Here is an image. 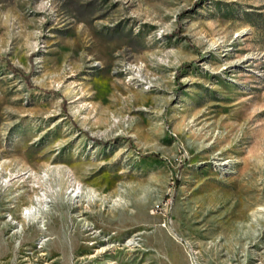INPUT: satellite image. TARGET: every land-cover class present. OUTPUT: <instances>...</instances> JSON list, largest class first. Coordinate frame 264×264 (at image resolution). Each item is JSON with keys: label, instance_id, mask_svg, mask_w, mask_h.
Segmentation results:
<instances>
[{"label": "rangeland", "instance_id": "rangeland-1", "mask_svg": "<svg viewBox=\"0 0 264 264\" xmlns=\"http://www.w3.org/2000/svg\"><path fill=\"white\" fill-rule=\"evenodd\" d=\"M165 214L264 264V0H0V264H163Z\"/></svg>", "mask_w": 264, "mask_h": 264}, {"label": "crops", "instance_id": "crops-1", "mask_svg": "<svg viewBox=\"0 0 264 264\" xmlns=\"http://www.w3.org/2000/svg\"><path fill=\"white\" fill-rule=\"evenodd\" d=\"M177 244V250L168 247L164 252L163 264H191L182 244Z\"/></svg>", "mask_w": 264, "mask_h": 264}, {"label": "built area", "instance_id": "built-area-1", "mask_svg": "<svg viewBox=\"0 0 264 264\" xmlns=\"http://www.w3.org/2000/svg\"><path fill=\"white\" fill-rule=\"evenodd\" d=\"M162 207L161 206H156L155 208L152 209V212H157V211H161ZM161 224L167 228L169 230V232L174 236V238H176L185 248L186 252H187V255H188V258H189V261L191 264H194L192 258L190 257L189 255V252H188V249L186 247V243L182 240V233L179 232L178 230L175 229V227H173V219L171 216H169L168 214H165L163 219H162V222ZM135 235V234H134ZM129 239H126V242L128 241Z\"/></svg>", "mask_w": 264, "mask_h": 264}, {"label": "bare ground", "instance_id": "bare-ground-1", "mask_svg": "<svg viewBox=\"0 0 264 264\" xmlns=\"http://www.w3.org/2000/svg\"><path fill=\"white\" fill-rule=\"evenodd\" d=\"M128 242H130V241H128ZM130 243H131V242H130ZM130 243H129V244H130Z\"/></svg>", "mask_w": 264, "mask_h": 264}]
</instances>
